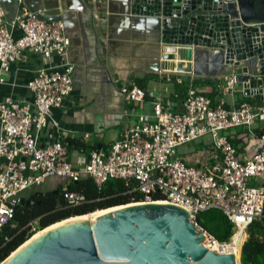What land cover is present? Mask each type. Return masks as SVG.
I'll list each match as a JSON object with an SVG mask.
<instances>
[{"label": "built area", "instance_id": "2783aa9c", "mask_svg": "<svg viewBox=\"0 0 264 264\" xmlns=\"http://www.w3.org/2000/svg\"><path fill=\"white\" fill-rule=\"evenodd\" d=\"M17 5L14 17L6 21L0 0V83L4 81L1 75L25 51L50 58L65 55L71 45L61 21L31 12L23 0H17ZM14 29L21 32L19 37H14ZM73 70L69 62L57 71L40 69L27 83L32 101L0 102V237L21 200L30 203L33 194L26 199L25 192L39 188L47 179L60 180L61 199L68 206H77L85 202V196L68 186L89 178L98 190L108 180H119L127 187L126 194L141 196L139 203L158 197L156 200L187 210L209 250L216 247L222 253L236 236L238 243L241 238V248L247 228L264 216V133L253 131L264 107L248 103L231 108L212 106L208 97L190 88L181 112L174 113L160 97H154L151 115L138 114L107 151L90 150L73 165L66 131L54 121L52 130H47L52 109L61 108L73 91ZM233 83L230 78L225 90H231ZM119 94L126 102L143 103L145 99V92L129 83L120 87ZM236 128H244L256 139V151L248 159H240L222 134ZM203 137H210L216 152L211 163L193 167L177 158L179 147ZM78 150L79 155L85 153ZM251 180L263 183L252 186ZM211 209L221 211L233 225L228 242H219L197 223V215ZM30 231L35 232L33 225Z\"/></svg>", "mask_w": 264, "mask_h": 264}, {"label": "water", "instance_id": "95a60500", "mask_svg": "<svg viewBox=\"0 0 264 264\" xmlns=\"http://www.w3.org/2000/svg\"><path fill=\"white\" fill-rule=\"evenodd\" d=\"M12 1L17 11V0ZM32 1L23 0L31 12L61 21L64 33L70 38L80 37L87 51L86 24L93 38L97 26L85 0H70L67 9L53 18L40 13ZM106 2L119 5L115 14L119 31L150 37L157 49L152 72L225 76L233 79V91H241L246 97L259 96L258 106L264 107V0ZM1 3L5 5L3 0ZM100 81L104 92L115 88L105 72ZM24 203L28 205L22 199L21 205ZM119 206L122 208L94 221L55 227L24 245L29 238L0 264H236L235 255L205 247L203 234L181 207L160 200Z\"/></svg>", "mask_w": 264, "mask_h": 264}, {"label": "crops", "instance_id": "0c3cea01", "mask_svg": "<svg viewBox=\"0 0 264 264\" xmlns=\"http://www.w3.org/2000/svg\"><path fill=\"white\" fill-rule=\"evenodd\" d=\"M3 1L5 19L10 21L16 14V6L12 0ZM85 2L93 10L94 23L97 26L96 36L93 38L91 27L86 24L89 37V41L86 42L87 51L83 40L75 36L70 38L71 45L62 56L44 58L39 54L25 51L23 57L11 64L8 71L1 75L4 81L0 83V102L14 101L24 104L32 101L27 83L38 70L57 71L66 62L73 64L74 67L81 64L74 68L72 73V93L65 99L61 108L52 109L47 127V130H52L54 121L66 131L68 139H77L85 146L81 148L85 152L81 155L78 152L79 148L77 150L68 148L69 157L75 163L86 157L90 150L107 151L113 141L122 138L124 131L136 120L138 114L151 115V102L154 97H160L174 113L181 112V104L190 88L208 97L213 105L222 104L225 108H231L248 103L258 107L259 96L246 97L241 91L233 89L226 91L225 85L230 78L225 76L194 77L176 73L174 70L152 72L157 49L150 37L133 34L130 30H118L119 18L115 15L119 11L118 4L107 5L106 0ZM32 5L40 8V13H44L46 17L53 18L67 9L70 0H33ZM20 34L18 29L13 30L14 37H19ZM104 72L115 87L105 92L102 91L100 81ZM133 78L142 86L137 87L145 92L143 103L126 102L119 94V85L130 84L129 80ZM261 79L264 81V77ZM125 111L127 116L123 118ZM253 131L257 135L264 133V113L257 117ZM222 134L234 145L240 159H248L255 153L256 139L248 136L244 128L231 129ZM178 149L180 151L177 153L181 158H177L193 167L211 163L216 154L210 137H203L191 145ZM252 181L256 184L254 186L262 184L258 183L260 180ZM60 185V180L47 179L39 188L25 192L23 197L27 199L35 191H39L40 194H54L55 191L58 193L61 190Z\"/></svg>", "mask_w": 264, "mask_h": 264}, {"label": "trees", "instance_id": "16d2710c", "mask_svg": "<svg viewBox=\"0 0 264 264\" xmlns=\"http://www.w3.org/2000/svg\"><path fill=\"white\" fill-rule=\"evenodd\" d=\"M129 82L131 85H139L142 88L139 81L134 78ZM212 106L215 105L212 104ZM67 141L69 150L85 148L77 139ZM68 190L82 193L85 196V202L77 206H68L61 199V190H59L56 195L41 193L37 197H32L28 205L24 203L16 209L10 225L4 227L0 237V263L36 231L55 222L141 201L140 195L132 197L126 194L127 187L119 180H108L98 190L91 179L85 178L70 184ZM58 200H60V206H58ZM196 219L200 227L221 243L228 242L233 234V225L219 210L211 209L202 212ZM31 225L35 228V232L30 231ZM246 236L245 241L243 237L244 243L240 250V264H264V216L253 221L246 230ZM4 237L9 240L5 241Z\"/></svg>", "mask_w": 264, "mask_h": 264}, {"label": "bare ground", "instance_id": "6f19581e", "mask_svg": "<svg viewBox=\"0 0 264 264\" xmlns=\"http://www.w3.org/2000/svg\"><path fill=\"white\" fill-rule=\"evenodd\" d=\"M163 203H165V202H163ZM120 208H122V207L121 206L113 207V208H109V209H106V210H101V211L93 212L91 214H87V215H83V216H79V217H73V218H69L67 220H64L62 222H58V223H56L54 225H51V226L47 227L46 229L40 230L38 232H35V234L30 238V240L28 242H26L24 245L29 243L32 239H35L37 236L43 234L44 232H46L48 230H51V229L55 228V227L64 225L66 223L75 222V221H84V220L94 221L96 219V217H98L99 215H102V214L108 213V212H112V211L118 210ZM243 237H242V241H243ZM237 238H238V236L233 238L232 245L225 247L224 251H222L223 254L224 253L233 254V255L235 254L236 264H238V261H237L238 260V254H239L238 252H239V245H240V242H241V238L239 239V243H238ZM213 251L218 252L219 250L216 249V247H215V248H213Z\"/></svg>", "mask_w": 264, "mask_h": 264}, {"label": "rangeland", "instance_id": "374dc122", "mask_svg": "<svg viewBox=\"0 0 264 264\" xmlns=\"http://www.w3.org/2000/svg\"><path fill=\"white\" fill-rule=\"evenodd\" d=\"M188 145H191V144H188ZM179 151H180V149H177V150H176V153L179 152ZM177 157L181 158V157L179 156L178 153H177ZM71 162H72L73 165H75V161H74V160H72ZM258 183L261 184V183H263V181L260 180ZM250 184H251L252 186L256 185L255 182L252 181V180L250 181ZM39 231H40V230H39ZM36 232H38V231H36ZM34 234H35V233H34ZM243 239H244V238H243ZM245 239H246V238H245ZM241 247H242V246H241ZM240 250H241V248L239 249V252H238V253H239V254H238L239 256H240ZM239 256H238V264H240V262H239L240 257H239Z\"/></svg>", "mask_w": 264, "mask_h": 264}, {"label": "clouds", "instance_id": "9594fccd", "mask_svg": "<svg viewBox=\"0 0 264 264\" xmlns=\"http://www.w3.org/2000/svg\"><path fill=\"white\" fill-rule=\"evenodd\" d=\"M133 203H134V202H133ZM140 204H143V203H140ZM31 237H32V236H31ZM31 237H30V238H31Z\"/></svg>", "mask_w": 264, "mask_h": 264}]
</instances>
